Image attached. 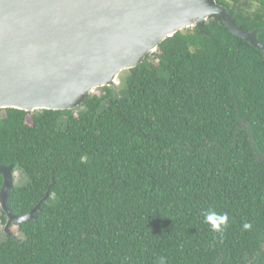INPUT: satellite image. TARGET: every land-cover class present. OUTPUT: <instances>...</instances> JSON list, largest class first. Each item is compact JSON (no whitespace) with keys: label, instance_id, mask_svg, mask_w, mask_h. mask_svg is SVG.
<instances>
[{"label":"trees","instance_id":"1","mask_svg":"<svg viewBox=\"0 0 264 264\" xmlns=\"http://www.w3.org/2000/svg\"><path fill=\"white\" fill-rule=\"evenodd\" d=\"M215 1L264 45V14ZM202 30L161 43L119 93L0 110V165L26 178L8 208L24 216L50 189L11 233L1 211L0 264H264V55L218 15Z\"/></svg>","mask_w":264,"mask_h":264},{"label":"water","instance_id":"2","mask_svg":"<svg viewBox=\"0 0 264 264\" xmlns=\"http://www.w3.org/2000/svg\"><path fill=\"white\" fill-rule=\"evenodd\" d=\"M220 16L234 36L264 55L256 33L238 27L215 0H0V110L71 111L96 89L117 83L161 43ZM5 232L35 219L13 215V166L0 165Z\"/></svg>","mask_w":264,"mask_h":264},{"label":"flooded vegetation","instance_id":"3","mask_svg":"<svg viewBox=\"0 0 264 264\" xmlns=\"http://www.w3.org/2000/svg\"><path fill=\"white\" fill-rule=\"evenodd\" d=\"M228 1L237 4L239 8L238 13L241 14L242 16L241 21H243L244 19L250 16L254 19L258 13L264 14V0H228ZM248 33H256L257 35V31L248 32Z\"/></svg>","mask_w":264,"mask_h":264},{"label":"clouds","instance_id":"4","mask_svg":"<svg viewBox=\"0 0 264 264\" xmlns=\"http://www.w3.org/2000/svg\"><path fill=\"white\" fill-rule=\"evenodd\" d=\"M205 222L211 225V229L214 232L223 233L227 228L228 216L227 214L219 215L216 212L205 213ZM252 225L250 223H244L243 228L245 231L250 230ZM159 264H165L164 258H161Z\"/></svg>","mask_w":264,"mask_h":264},{"label":"rangeland","instance_id":"5","mask_svg":"<svg viewBox=\"0 0 264 264\" xmlns=\"http://www.w3.org/2000/svg\"><path fill=\"white\" fill-rule=\"evenodd\" d=\"M125 85H126V74H125V72H123L121 74L120 78H118L117 83L115 85H112V89L116 93H119L120 90L122 89V87H125ZM99 93H100L99 89H96L95 91H93L92 94H99ZM29 123H30V121H29ZM25 180H26V178H25V176L21 172H19V171H16L15 172V175H14V183L16 185L23 184V182ZM1 211L2 210L0 209V215H1ZM12 228L16 229L17 227L15 225H13ZM12 228L9 231L10 233L12 231ZM2 230L5 232V226H4V228H2ZM17 236H19V235H17Z\"/></svg>","mask_w":264,"mask_h":264}]
</instances>
